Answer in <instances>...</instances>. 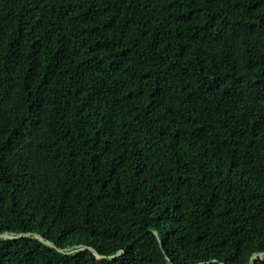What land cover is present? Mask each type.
I'll list each match as a JSON object with an SVG mask.
<instances>
[{
    "label": "trees",
    "instance_id": "1",
    "mask_svg": "<svg viewBox=\"0 0 264 264\" xmlns=\"http://www.w3.org/2000/svg\"><path fill=\"white\" fill-rule=\"evenodd\" d=\"M5 232L104 258L0 239V264L264 253V0H0Z\"/></svg>",
    "mask_w": 264,
    "mask_h": 264
},
{
    "label": "water",
    "instance_id": "2",
    "mask_svg": "<svg viewBox=\"0 0 264 264\" xmlns=\"http://www.w3.org/2000/svg\"><path fill=\"white\" fill-rule=\"evenodd\" d=\"M25 238L36 239L40 243H42L43 245L50 247V248L56 250L57 252L65 254V255H71V254H74L77 252L88 250V251L92 252L97 259H103L104 258L103 256H100L94 249L87 247V246H73L71 249H67V250L59 249L58 247H56V245L54 243L46 241L44 238L40 237L38 234L26 233V234L15 235V234L7 233V232L0 234V239H4V240H18V239H25ZM120 254L121 253H117L115 256H111L109 258L112 259L114 257H117ZM258 260L264 261V253L254 254L252 259H251V264H256V262Z\"/></svg>",
    "mask_w": 264,
    "mask_h": 264
}]
</instances>
